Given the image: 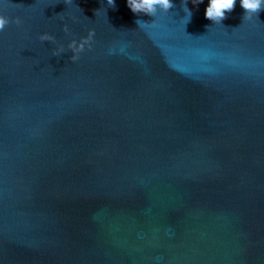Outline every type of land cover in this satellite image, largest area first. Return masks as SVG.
I'll return each mask as SVG.
<instances>
[{
	"label": "water",
	"instance_id": "water-1",
	"mask_svg": "<svg viewBox=\"0 0 264 264\" xmlns=\"http://www.w3.org/2000/svg\"><path fill=\"white\" fill-rule=\"evenodd\" d=\"M173 4L0 0V264H264V10Z\"/></svg>",
	"mask_w": 264,
	"mask_h": 264
},
{
	"label": "clouds",
	"instance_id": "clouds-1",
	"mask_svg": "<svg viewBox=\"0 0 264 264\" xmlns=\"http://www.w3.org/2000/svg\"><path fill=\"white\" fill-rule=\"evenodd\" d=\"M71 2V0H67ZM203 0H192V3L198 5L202 3ZM241 7L244 9V19H252L253 15L258 16V14L264 10V0H239ZM237 0H209V4L206 8L205 16L208 20L213 23H222L223 20L227 18V14L232 12L236 7ZM109 7L115 8V0H107ZM128 7L135 14H147L151 17H155L158 12H168L174 7L173 0H127ZM184 10L189 16V22L192 17V11L188 8L185 2ZM99 14V9L95 12ZM19 24L20 18L17 17L16 21ZM10 23L8 17L0 15V31L4 30L6 25ZM137 25H140L139 20L136 21ZM146 23V21H144ZM64 31L68 32L69 27L67 24L64 25ZM94 35V30L89 32L87 37L82 38L79 42L73 39L68 47L73 51L74 55L71 57L72 60H77L79 54L85 49V46L91 47V40ZM41 41H54L55 37L49 33H43L40 35ZM63 51V46L55 50L56 55H59Z\"/></svg>",
	"mask_w": 264,
	"mask_h": 264
}]
</instances>
